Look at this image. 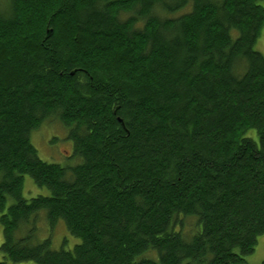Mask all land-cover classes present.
Here are the masks:
<instances>
[{
	"label": "trees",
	"instance_id": "16d2710c",
	"mask_svg": "<svg viewBox=\"0 0 264 264\" xmlns=\"http://www.w3.org/2000/svg\"><path fill=\"white\" fill-rule=\"evenodd\" d=\"M263 25L260 0L0 8V264H244L264 233ZM50 119L75 164L39 157ZM24 175L49 193L24 197ZM41 209L79 242L39 239Z\"/></svg>",
	"mask_w": 264,
	"mask_h": 264
},
{
	"label": "rangeland",
	"instance_id": "374dc122",
	"mask_svg": "<svg viewBox=\"0 0 264 264\" xmlns=\"http://www.w3.org/2000/svg\"><path fill=\"white\" fill-rule=\"evenodd\" d=\"M9 0H0V8H5ZM264 5V0H260ZM255 48L264 55V25L261 34L255 44ZM250 135H254L252 130ZM31 141L39 157L48 162H55L62 165L75 164V156L73 155V146L71 140L66 138V130L63 124L57 119H50L43 123L38 129L34 130L30 135ZM49 191L45 187H39L32 178L24 175L23 196L30 198L37 194H48ZM38 224L39 239H44L51 235L52 246L54 248L64 247L72 248L74 244L79 242V238L71 235L63 220L59 219L53 229L50 230L46 222L45 210L41 209L36 214ZM3 240L2 228L0 226V243ZM3 259L0 253V260ZM244 264H261L264 260V233L257 236V242L254 250L244 257ZM8 264H22L20 262L7 261Z\"/></svg>",
	"mask_w": 264,
	"mask_h": 264
}]
</instances>
